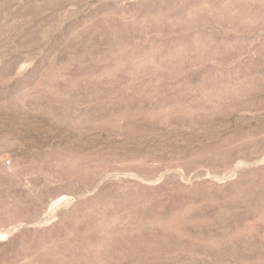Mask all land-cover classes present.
<instances>
[{
	"label": "rangeland",
	"instance_id": "obj_1",
	"mask_svg": "<svg viewBox=\"0 0 264 264\" xmlns=\"http://www.w3.org/2000/svg\"><path fill=\"white\" fill-rule=\"evenodd\" d=\"M0 264H264V0H0Z\"/></svg>",
	"mask_w": 264,
	"mask_h": 264
}]
</instances>
